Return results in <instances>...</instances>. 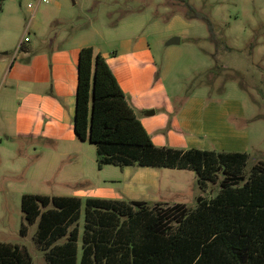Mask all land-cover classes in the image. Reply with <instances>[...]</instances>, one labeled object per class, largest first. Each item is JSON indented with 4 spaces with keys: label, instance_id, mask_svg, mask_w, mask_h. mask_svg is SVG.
Listing matches in <instances>:
<instances>
[{
    "label": "rangeland",
    "instance_id": "rangeland-1",
    "mask_svg": "<svg viewBox=\"0 0 264 264\" xmlns=\"http://www.w3.org/2000/svg\"><path fill=\"white\" fill-rule=\"evenodd\" d=\"M172 38L179 43L168 45ZM85 47L105 59L151 142L172 148L167 136L190 98L222 104L228 97L248 118L237 122L250 135L244 174L264 162V0H3L0 242L25 247L33 264L47 262L33 242L36 223L19 234L25 194L79 197L83 206L128 201L122 189L136 187L137 171L144 182L156 172L173 186L140 190L137 199L147 197L149 206L176 201L194 209L196 197L219 191L218 182L201 191L189 170L98 166L95 146L79 141L72 124L77 54ZM83 214L84 207L81 227Z\"/></svg>",
    "mask_w": 264,
    "mask_h": 264
},
{
    "label": "trees",
    "instance_id": "trees-1",
    "mask_svg": "<svg viewBox=\"0 0 264 264\" xmlns=\"http://www.w3.org/2000/svg\"><path fill=\"white\" fill-rule=\"evenodd\" d=\"M72 124L79 141L95 146L99 167L189 170L201 191L217 182L219 191L198 196L194 209L25 194L19 234L36 223L33 242L47 264H264V162L245 175V152L156 147L90 47L77 54ZM0 264L33 262L25 247L0 242Z\"/></svg>",
    "mask_w": 264,
    "mask_h": 264
},
{
    "label": "crops",
    "instance_id": "crops-1",
    "mask_svg": "<svg viewBox=\"0 0 264 264\" xmlns=\"http://www.w3.org/2000/svg\"><path fill=\"white\" fill-rule=\"evenodd\" d=\"M117 82L121 90L124 92L118 80ZM227 98L228 97L225 98L222 104H218L212 99L207 100L205 103L202 96H194L190 98L183 108H181L182 110L180 111L179 116L176 117V132H170L169 136H167L170 141L169 145L172 146V148L174 147L173 149L182 151L198 149L202 151L247 153L250 142L249 129L247 124L239 125L237 122L240 121L247 123L248 118L246 117L244 108L239 100H230ZM74 102L75 97L72 99L73 107ZM150 114H153V112H150ZM150 114L147 113L146 116H149ZM52 131L53 129L51 126L47 125L44 127L46 135L50 134ZM153 144L156 147H165L163 145L165 144L164 141H160L158 145L154 142ZM136 173L137 175H133L131 179L136 187L133 188L128 185L122 189L124 195L121 194V196L128 200H140L137 199L139 191L149 187H152L154 191L158 192L164 190L170 192L173 189V186L170 184L171 182H167V180L160 181V175L156 172H149V177H152L153 179L146 180L145 182L140 178L142 174H139L138 171ZM146 198L147 197L141 201L149 203L147 201L148 198L147 200ZM149 201L156 202L157 198H151ZM165 203H169L170 205L182 204L185 206L183 202L171 201Z\"/></svg>",
    "mask_w": 264,
    "mask_h": 264
},
{
    "label": "water",
    "instance_id": "water-1",
    "mask_svg": "<svg viewBox=\"0 0 264 264\" xmlns=\"http://www.w3.org/2000/svg\"><path fill=\"white\" fill-rule=\"evenodd\" d=\"M179 43V39L178 38H172L170 39L167 44L168 45H172V44H178Z\"/></svg>",
    "mask_w": 264,
    "mask_h": 264
},
{
    "label": "built area",
    "instance_id": "built-area-1",
    "mask_svg": "<svg viewBox=\"0 0 264 264\" xmlns=\"http://www.w3.org/2000/svg\"><path fill=\"white\" fill-rule=\"evenodd\" d=\"M38 4H39V3H38ZM38 4H37V5H38ZM23 42H28V39H27V38H24V39H23Z\"/></svg>",
    "mask_w": 264,
    "mask_h": 264
}]
</instances>
